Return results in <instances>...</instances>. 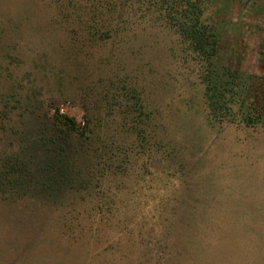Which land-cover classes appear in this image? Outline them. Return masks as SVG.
I'll return each mask as SVG.
<instances>
[{
	"label": "rangeland",
	"instance_id": "1",
	"mask_svg": "<svg viewBox=\"0 0 264 264\" xmlns=\"http://www.w3.org/2000/svg\"><path fill=\"white\" fill-rule=\"evenodd\" d=\"M193 1L212 60L180 35L187 0H0V264L264 244V127L221 123L206 86L264 78V0Z\"/></svg>",
	"mask_w": 264,
	"mask_h": 264
},
{
	"label": "trees",
	"instance_id": "2",
	"mask_svg": "<svg viewBox=\"0 0 264 264\" xmlns=\"http://www.w3.org/2000/svg\"><path fill=\"white\" fill-rule=\"evenodd\" d=\"M183 13H185L183 14V22L179 25L180 35L195 46L197 51L198 49L202 51L203 57L207 61L212 60L219 49L218 40L202 24L200 20L201 11L197 3L193 0H187V7ZM256 78L255 76L242 78L238 70L230 71L229 69L223 72L221 77L207 78L206 86L213 91L208 96L207 101L211 110L219 114L218 120L221 123L225 125L241 124L252 130L257 127H264V78L257 79L255 83L258 85H254L252 82ZM224 91L230 94V99L227 101L224 99ZM247 93L254 95L255 98L253 96L247 99L249 96ZM259 93H262L263 97H259ZM224 100L225 102H223ZM236 111L241 112V115L237 116L238 112ZM57 115L59 116V114ZM60 118L63 119V116L60 115ZM65 121L70 123L72 129H75L72 119L65 118ZM63 150L64 148L61 147V153ZM253 166L257 169L255 163ZM261 181L258 182V185L264 187ZM252 191L254 201H259L260 204L264 203V190L262 198L259 196L257 186L256 188L253 186ZM222 236L226 238L225 241L216 246V250L209 251L210 255H204L203 264H264V261L259 257L262 253L264 256V244L261 247H254L252 244L227 233L223 232ZM192 255L190 254V256ZM190 256L189 258L193 260L194 258Z\"/></svg>",
	"mask_w": 264,
	"mask_h": 264
}]
</instances>
